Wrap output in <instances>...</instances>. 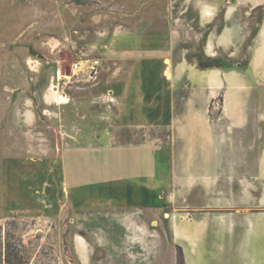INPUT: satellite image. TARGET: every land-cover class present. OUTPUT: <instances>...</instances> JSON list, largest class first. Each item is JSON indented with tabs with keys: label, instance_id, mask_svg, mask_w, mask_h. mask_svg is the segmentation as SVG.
<instances>
[{
	"label": "rangeland",
	"instance_id": "rangeland-1",
	"mask_svg": "<svg viewBox=\"0 0 264 264\" xmlns=\"http://www.w3.org/2000/svg\"><path fill=\"white\" fill-rule=\"evenodd\" d=\"M194 17V0H0V264L264 262V186L237 185L257 179L258 130L244 135L250 155L222 157L211 187L214 157L179 154L209 148L177 134L179 92L164 89L166 107L148 116L129 103L149 32L156 44L163 28L181 50L180 25L190 58L209 61L192 42L205 29ZM95 58L96 78L73 69ZM151 96L161 100L152 91L142 102ZM145 115L154 124L128 123Z\"/></svg>",
	"mask_w": 264,
	"mask_h": 264
},
{
	"label": "crops",
	"instance_id": "crops-1",
	"mask_svg": "<svg viewBox=\"0 0 264 264\" xmlns=\"http://www.w3.org/2000/svg\"><path fill=\"white\" fill-rule=\"evenodd\" d=\"M194 1L196 13L194 19L198 25L196 27L205 29L204 33H201L203 38L199 37V32L192 42L202 45L199 52H202L203 56L210 60L221 61L224 63L223 66L203 68L197 63L198 56L193 55L191 59L190 48L186 45L189 40L181 35L180 25L175 27V32L177 40L182 42V49L176 51L174 45L170 47L168 34L163 28L160 31L159 43L156 44L151 38L152 32L147 28L149 40L144 47L147 53L138 61L139 64L145 65L140 69L142 77L146 78L142 79L140 89L142 93H136L129 103L135 102L143 106L148 116V111L155 114L158 107H166L164 98L167 95L164 94V89L168 92L171 91L170 89L179 92L181 102L177 101L182 105L183 110L178 114L176 121L173 120L177 124V134L189 142L200 140L209 144V148L194 146L180 150L179 154L213 156L216 162L214 168L216 174L215 178L209 179L212 187L220 181L219 167L222 157L250 155L249 137L244 135L251 127L258 130L255 140L259 141L260 138L264 140V0ZM258 9L261 15L253 20L254 13ZM218 19H221L220 25H216ZM253 23L255 30L254 34H251ZM154 47L157 48V52L153 54ZM39 50L44 52L45 59H51L46 60L47 62L51 64L56 62L55 67H61L58 55L54 57L44 49ZM167 60L173 62L167 63ZM138 62L134 64L136 70ZM167 68H170L169 75L166 73ZM152 91H160L161 100L151 96V100L145 98L142 102L144 94ZM219 98L221 103L218 102ZM215 108H219L218 111H215ZM147 116L141 121L128 123L154 124L155 120L152 121V116L150 118ZM120 117L117 116L115 122H122ZM239 139L240 144L236 142ZM262 157H264V141L258 157L256 180H250L247 175L242 174L237 178L236 173L242 168L239 169L233 166L232 161L230 162L234 176L238 179V186H264ZM200 179L201 177L192 178L193 186L195 180L202 182ZM188 180L183 181V186ZM256 235L259 239L264 238V232L259 230ZM243 251H249L248 247ZM246 256L248 261L245 264H264L263 261L255 258L250 261L249 255Z\"/></svg>",
	"mask_w": 264,
	"mask_h": 264
},
{
	"label": "built area",
	"instance_id": "built-area-1",
	"mask_svg": "<svg viewBox=\"0 0 264 264\" xmlns=\"http://www.w3.org/2000/svg\"><path fill=\"white\" fill-rule=\"evenodd\" d=\"M100 60L95 59H82L81 61H76L73 64V69H79L80 73L87 77L88 79L96 78L98 73L100 72Z\"/></svg>",
	"mask_w": 264,
	"mask_h": 264
},
{
	"label": "trees",
	"instance_id": "trees-1",
	"mask_svg": "<svg viewBox=\"0 0 264 264\" xmlns=\"http://www.w3.org/2000/svg\"><path fill=\"white\" fill-rule=\"evenodd\" d=\"M200 66L203 67V68H209V67H214V66H223L220 62H218V60H210L209 61H202L200 63ZM8 263L9 264H12V259H11V256L9 255L8 257Z\"/></svg>",
	"mask_w": 264,
	"mask_h": 264
},
{
	"label": "bare ground",
	"instance_id": "bare-ground-1",
	"mask_svg": "<svg viewBox=\"0 0 264 264\" xmlns=\"http://www.w3.org/2000/svg\"><path fill=\"white\" fill-rule=\"evenodd\" d=\"M167 63H170L168 60L166 61ZM170 65V64H169ZM166 73L169 75L170 74V68L166 69Z\"/></svg>",
	"mask_w": 264,
	"mask_h": 264
}]
</instances>
